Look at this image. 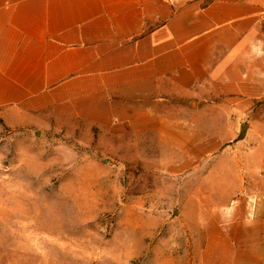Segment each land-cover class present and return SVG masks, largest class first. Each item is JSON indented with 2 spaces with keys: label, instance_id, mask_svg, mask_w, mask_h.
Listing matches in <instances>:
<instances>
[{
  "label": "crops",
  "instance_id": "obj_1",
  "mask_svg": "<svg viewBox=\"0 0 264 264\" xmlns=\"http://www.w3.org/2000/svg\"><path fill=\"white\" fill-rule=\"evenodd\" d=\"M51 118L232 146L240 190L188 199L189 264H264V0H0V135Z\"/></svg>",
  "mask_w": 264,
  "mask_h": 264
},
{
  "label": "rangeland",
  "instance_id": "obj_2",
  "mask_svg": "<svg viewBox=\"0 0 264 264\" xmlns=\"http://www.w3.org/2000/svg\"><path fill=\"white\" fill-rule=\"evenodd\" d=\"M247 127L238 136L245 138ZM167 134L63 118L42 130H5L0 264L193 262L196 243L185 229L198 206L188 199L200 186L214 201H223L225 190L238 192V163L232 146L223 159L184 160L200 148L173 144Z\"/></svg>",
  "mask_w": 264,
  "mask_h": 264
}]
</instances>
